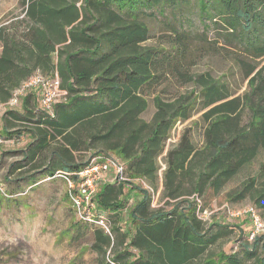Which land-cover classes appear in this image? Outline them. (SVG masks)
<instances>
[{
	"label": "trees",
	"instance_id": "trees-1",
	"mask_svg": "<svg viewBox=\"0 0 264 264\" xmlns=\"http://www.w3.org/2000/svg\"><path fill=\"white\" fill-rule=\"evenodd\" d=\"M192 3L204 33L215 30L214 44L236 49L237 62L238 52L264 58V0H21L22 17L0 28V104L38 72L61 81L62 98L52 114L31 95L22 113L2 115L0 136L29 140L21 164L10 167L12 173L23 170L21 180L75 182L93 158L116 157L124 178L144 180L154 191L165 154L169 208H155L152 193L135 185L141 199L129 210L125 183L113 182L98 192L94 221L80 220L76 236L90 237L95 264H264V237L250 241V230L239 227L237 251H215L236 231L201 217L264 154V65L239 59L249 90L234 97L229 84L211 73H190V58L198 53L193 46L208 39L187 30L186 18L178 26L167 23L166 47L146 45L152 38L148 21L167 12L179 19ZM169 72L192 89L173 99L156 95L155 113L146 121L148 95ZM195 113L205 125L202 146L186 131L166 152L171 132ZM226 198L233 204L248 200L264 214V162ZM100 219L109 232L96 223Z\"/></svg>",
	"mask_w": 264,
	"mask_h": 264
},
{
	"label": "rangeland",
	"instance_id": "rangeland-1",
	"mask_svg": "<svg viewBox=\"0 0 264 264\" xmlns=\"http://www.w3.org/2000/svg\"><path fill=\"white\" fill-rule=\"evenodd\" d=\"M22 10L21 0H0V28L14 22L18 17L21 18ZM171 17L172 15L167 12L166 17L159 16L157 20L148 21L152 38L146 45L166 47L164 45L165 37L171 33V28L167 23L171 22L173 27L178 26L186 18L188 20L187 30L191 29L190 32L193 35L204 34V38L208 39V42L193 46L194 48L198 47V53L196 56L193 54L190 58L191 62L188 68L190 73L209 72L215 78L228 83L234 97L243 96L249 90V81L246 78L247 69L242 68V62L239 59L250 65L258 63L262 66L264 58L254 60L246 56L244 52L240 54L238 52L237 62L236 49L225 45L223 41H219L215 45L217 33L215 30L204 33L195 3H192L191 6L187 5L182 10L181 16L178 15L179 19L171 20ZM1 50L0 44V53ZM166 75L165 82L148 95L149 108L143 115L146 121H151L155 113L153 98L156 95H161L165 99H173L192 89L188 84L183 85L176 75L170 72ZM30 95L34 97L40 107V94L37 90L24 93L14 106L0 104V131L3 127L2 115L4 111L13 109L22 113L25 99ZM60 101L61 98L57 100V102ZM31 103H33V98H31ZM249 116V112L246 111L245 121H248ZM204 128L200 113H195L186 122L178 123L171 132L166 152L177 146L186 131L191 133L194 145L201 147L204 141ZM28 142V138L24 137L19 140L15 138L8 140L0 136V264H95L96 256L90 251V237L78 240L76 236L77 226L81 222L69 197L68 183L59 177L55 179L38 178L37 184L32 185L31 182L27 184L26 181L21 180L23 170L12 173L10 167L14 164H21V151L26 148ZM92 154L89 152L82 155L83 160L91 159ZM263 162L264 154L261 153L212 202L205 217L206 221L221 223L236 231V234L231 238L215 247V251L225 250L229 253L237 251L238 244L241 242L238 234L239 229L250 230L251 224L245 212L254 207L253 204L248 200L233 204L227 200L226 196L230 192L239 190L247 178L256 175ZM159 164V182L154 191L144 180H129L126 176L125 180L120 182L121 184L125 183L123 185L125 187L124 198L128 200L127 209L130 210L141 199L140 193L133 189L135 185L152 193L155 208H169L163 198L165 154L159 158ZM128 180L131 181V184ZM105 185L101 186L100 191ZM259 213L264 220V214L261 211ZM100 214L106 216L104 213ZM124 219L130 226L127 213Z\"/></svg>",
	"mask_w": 264,
	"mask_h": 264
},
{
	"label": "built area",
	"instance_id": "built-area-1",
	"mask_svg": "<svg viewBox=\"0 0 264 264\" xmlns=\"http://www.w3.org/2000/svg\"><path fill=\"white\" fill-rule=\"evenodd\" d=\"M60 85L61 81L59 78H48L38 72L14 92L13 98L8 104L14 106L24 93L30 90H37L40 94V109L48 114H52L57 100L62 98ZM123 171L124 167L118 160L97 157L93 158L89 165L78 173L77 181L68 180L69 197L76 209L79 220L94 221L96 210L95 199L101 186L125 180ZM207 212L201 215L204 220H206ZM245 213L248 215L251 224L248 234L250 241H253L256 237H264V220L259 211L251 207ZM96 223L106 232H109V227L104 219H100Z\"/></svg>",
	"mask_w": 264,
	"mask_h": 264
},
{
	"label": "crops",
	"instance_id": "crops-1",
	"mask_svg": "<svg viewBox=\"0 0 264 264\" xmlns=\"http://www.w3.org/2000/svg\"><path fill=\"white\" fill-rule=\"evenodd\" d=\"M31 96V95H30Z\"/></svg>",
	"mask_w": 264,
	"mask_h": 264
}]
</instances>
